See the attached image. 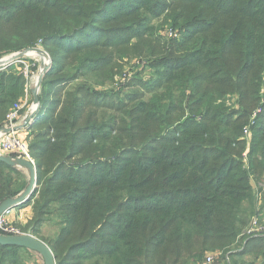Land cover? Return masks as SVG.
Masks as SVG:
<instances>
[{
  "label": "trees",
  "instance_id": "obj_1",
  "mask_svg": "<svg viewBox=\"0 0 264 264\" xmlns=\"http://www.w3.org/2000/svg\"><path fill=\"white\" fill-rule=\"evenodd\" d=\"M172 1L178 3L172 26L181 34L156 69L155 97L130 113L134 133L115 129L114 118H100L101 108L112 110L101 105L108 96L79 87L67 92L66 105L56 114L65 91L52 89L72 85L79 75L104 76L101 66H108L114 53L104 56L98 47L127 45L154 29L140 24L134 36L115 44L95 37L100 23L118 24L145 10L150 24L173 6L165 0H0V57L32 48L39 39L51 53L58 50L51 54L53 64L38 94L41 108L29 126L44 130L34 133L30 145L38 190L28 201L36 210L35 235L56 208L58 232L43 241L57 264H199L207 252L237 241H245L239 257L258 247L264 264V235H245L258 215L261 193L264 199V190L254 187L264 183V0ZM128 30L126 24L103 33ZM81 36L83 41L76 39ZM85 49L90 53L81 56ZM70 67H78L74 76L55 80ZM26 85L20 71L0 70V129ZM188 91L185 121L161 127L140 148L129 144L138 137L143 141L139 133L152 126L168 124L178 107L184 111ZM226 95L239 97V116L227 107ZM257 106L261 112L250 124L244 159L243 131ZM116 132L123 136L116 140ZM81 156L80 163H72ZM18 168L0 162V204L26 190L29 181ZM22 252L30 253L0 245V264H22Z\"/></svg>",
  "mask_w": 264,
  "mask_h": 264
},
{
  "label": "rangeland",
  "instance_id": "obj_2",
  "mask_svg": "<svg viewBox=\"0 0 264 264\" xmlns=\"http://www.w3.org/2000/svg\"><path fill=\"white\" fill-rule=\"evenodd\" d=\"M169 5L173 6L171 9H164L161 11V13L150 20V24L146 20V18H149V14H146L145 10H140V12L133 14L132 17L128 19H120V21L117 23H110L109 25L100 23V29L101 31H98L95 33V37L98 40H104V38H110L111 41H113L115 44H120L121 41L126 37L134 36V31L138 30L140 28V24H146L153 26V30L149 32L146 35H142L141 37H132L129 41V44L124 45L121 44L118 47L114 48H106L101 49L98 47L97 50H101V52L106 56V53H114V56H112V59L107 62L108 66H101L106 67V72L104 76L98 77L97 75H90L88 78L79 77L73 81V84L70 86H66V83H58L57 86H55L57 89L53 87L52 90L65 91V93H62L61 99L64 101L58 109L56 114H58L62 108L65 107V102L67 101L66 94L67 92H73L76 91L79 87L86 88L91 94L95 96H108L107 100H100L101 105L103 106H109L112 110L101 108L99 110L100 112V118H103V116L107 115L108 118H114L113 124H115V129L117 130H123V132L127 131H134V133L138 132L137 129H134V125L129 119L130 113L132 112L133 108L136 107L140 102H150L155 96L154 93L158 90L154 91L158 85L159 77L156 75V69L158 65L162 64L163 59L168 55V52L173 49V47H177L174 42H172L173 38H169L166 34L167 30L169 29H175L178 32V37L181 34V30L174 28L172 25H174L173 19H171V15L174 14V12L177 10L175 6L178 3H173L172 0H165ZM117 9L113 10L111 14H115ZM145 18V20H144ZM143 19V20H142ZM117 24V25H115ZM126 24L129 25L130 30L125 31L123 34H104V30H107L109 27H115V26H125ZM182 24V23H181ZM104 28V29H103ZM89 33H92V31H89ZM87 33L84 34V36ZM84 36L77 37L76 39L83 41ZM177 37V38H178ZM37 48L42 49L45 54H47L50 57V60L53 62L52 55H55L58 50H53V53H51V50L49 48H46L44 45V41L42 39H39L37 41V44L35 45ZM34 46V47H35ZM91 50H94L93 48ZM19 52H12L4 54L0 57V61H4L7 59H11L13 56L18 54ZM90 53L89 50L85 49L80 53L81 56H84L86 54ZM52 54V55H51ZM45 55L46 59L48 60V56ZM77 55H74L72 57L73 60H76ZM81 58V57H80ZM30 62L27 61V64L31 67H34L36 64V67L38 70L34 72V78L33 82L30 84L32 88L35 86V76L39 73L41 70V67L44 66V63L41 62L40 59L36 57H29L28 59ZM48 60V62L50 61ZM102 64H105L104 60L102 61ZM35 63V64H34ZM48 64V63H47ZM10 66V65H9ZM93 65H90L92 67ZM9 68V67H8ZM10 68H13V71H20L21 68L17 67L16 65H12ZM78 69V67H70L68 68L64 73L56 75L54 78L55 80H59L61 82L62 80H65L66 78L70 76H74L75 71ZM12 70V69H11ZM73 74V75H72ZM81 77V78H80ZM65 84V85H64ZM32 90V89H31ZM30 89L28 90L27 98L28 103L26 106V113H28L29 109L33 108V94ZM55 91V92H56ZM177 93L176 97L178 95H181L180 91H175L173 95ZM41 91L39 95H41ZM158 96H162V92L157 93ZM191 96V92L188 91L185 93V110L183 111L181 107H178V110L175 111L174 115L171 117V119L168 124H156L152 126L149 130V133H139L140 136L143 137V141L140 137H138L134 142L129 144L137 145L139 148L141 146H144L146 144V141L148 140L149 136L156 135L160 130L161 127H166L167 125H173L177 124L179 122L185 121V116L189 115V107L191 106V101L189 100ZM50 99V96H48ZM227 98V99H226ZM66 99V100H65ZM223 99H226L225 102L227 103V107L230 108V110L235 111L237 115L239 116L240 113L243 110V107H240L239 97L234 95H226L223 97ZM54 109L56 108V105H53ZM258 107V106H257ZM120 109V110H118ZM261 112V108L258 107L257 109H253L252 113L250 114L249 119L247 120V126L249 127L250 124L254 123L253 121L258 114ZM242 116V115H241ZM247 118V117H246ZM22 119V117H21ZM200 119V118H198ZM100 121V120H99ZM82 124L81 126H83ZM28 128V127H27ZM26 128L25 132L21 133V138H23L24 141L27 142L29 149L31 143L34 141L33 135L36 133V131L44 130L43 127H40L36 130H28ZM250 128V127H249ZM251 131V128H250ZM244 132V131H243ZM115 139H119L121 136H123L121 133L114 134ZM244 137V136H243ZM246 141V150L243 153L244 159L247 158V154L250 148L249 142L250 139H245ZM127 142L128 140L125 139ZM110 154H107L106 156H109ZM113 156V155H112ZM83 156L77 157L72 160V163L78 164L80 161L83 160ZM92 159H95L94 157H90ZM36 166V162L34 163ZM23 168V167H22ZM22 168H18L20 171H22L25 176L27 177V180L29 181V174L28 172L22 170ZM26 172V173H25ZM254 184V183H253ZM254 187L256 191H259L258 188H262L264 190V183L261 184H254ZM264 192V191H263ZM33 203L31 202V206H29V214L24 211V209L19 210L16 215V220L18 221V226L15 225L16 228H18L23 234H26L29 230L32 229V225L34 220L36 219L37 215L35 216L36 210L33 209ZM257 216L252 217L251 222L254 218L258 217L261 222L264 224V199L262 193L259 196V200L257 203ZM26 209V208H25ZM56 208L52 210V214H47L46 218L47 221L43 223L42 226H40V235L35 236L39 240H47L52 239L55 237V235L58 232V217L54 215ZM250 222V223H251ZM34 235V234H33ZM245 235H248L245 233ZM251 235V234H250ZM44 242V241H43ZM245 246V241L243 242H235L232 245L229 246L226 250H214L207 252L203 258L202 261L199 262V264H202L204 259L208 256H214L215 262L214 264H263V261L261 258L258 257V251L255 249H259L258 247H255L254 253L241 255V257L238 256L239 251L242 250V248ZM264 246V244L262 245ZM21 259L23 260L22 264H44L41 256L37 253H34L30 251V253H23L21 255Z\"/></svg>",
  "mask_w": 264,
  "mask_h": 264
},
{
  "label": "water",
  "instance_id": "obj_3",
  "mask_svg": "<svg viewBox=\"0 0 264 264\" xmlns=\"http://www.w3.org/2000/svg\"><path fill=\"white\" fill-rule=\"evenodd\" d=\"M38 52L45 54L44 51L29 48L27 50H24L15 56H13L11 59H7L4 61H0V70L7 68L12 62L24 58L28 55L29 52ZM52 60L48 63V65L39 71L37 74L36 80H35V86L32 88V94L34 97L33 100V110L30 111V114L25 119V123L22 122L18 126H10V127H3L0 129V135H7L14 131L16 132H22L27 127L32 125V123L35 120V117L40 111L41 108V102L39 101V91L42 86L43 80L47 74V72L50 70L52 66ZM0 162H3L11 167H20L27 170L29 174V184L20 196L16 198H9L2 202L0 204V217L8 210L10 209H16L19 205L26 203L32 199V197L35 195L36 191L38 190V182H37V169L36 166L33 164L32 161L25 159V158H14L13 156L9 155H3L0 154ZM0 245L2 246H13V247H20L27 249L29 251L35 252L39 254L44 262V264H57L56 257L52 251V249L49 247L48 244L43 242L42 240L37 239L31 230H29L26 234L21 235H5L0 233Z\"/></svg>",
  "mask_w": 264,
  "mask_h": 264
},
{
  "label": "built area",
  "instance_id": "obj_4",
  "mask_svg": "<svg viewBox=\"0 0 264 264\" xmlns=\"http://www.w3.org/2000/svg\"><path fill=\"white\" fill-rule=\"evenodd\" d=\"M166 34L169 38H177L178 37V32L175 29L167 30ZM32 48L42 50L40 48H37L36 46L32 47ZM30 53L43 54V53H38V52H34V51L29 52L26 57L18 59L16 61L12 62V64H10V66H8V67H11L12 65L17 64V67L21 68L20 73L23 74V76L27 80V85H26V92H25L24 98L21 99L17 104H15L13 106V108L9 111V113L7 114L6 120H5V127L18 126L20 124L19 120L21 119V116H22L21 111L26 109V106L28 103L27 94H28V90L32 89V86H30V84L33 82L34 72H35V71H33V67H31L27 64V61L31 63V61L28 60L29 57H33V56H30ZM43 55H47V54H43ZM48 60H50L49 56H48ZM47 65H44L43 67H41V70L43 68H45ZM35 66H36V64H35ZM7 68L2 69V70H6ZM36 77H37V75L35 76V80H36ZM252 124H254V123H252ZM249 127H246L244 130V133H243V136L247 140L250 139V137H251V131H250ZM0 152L4 153L6 155H9V156H14V158H25V159L32 161L33 164L35 163V160L32 157V154L30 152L29 146H28L27 142L24 141L23 138H21L20 132L14 131L10 134L2 135V137H0ZM13 213H14V209H10V210L6 211L0 217V233L5 234V235H11V236L23 234L9 220V217ZM246 233L248 235H250V234L251 235H264V224H263V222H261L258 217L254 218L252 220V222L250 223V225L248 226V228L246 229ZM214 262H215V257L214 256H208L204 259L202 264H214Z\"/></svg>",
  "mask_w": 264,
  "mask_h": 264
},
{
  "label": "crops",
  "instance_id": "obj_5",
  "mask_svg": "<svg viewBox=\"0 0 264 264\" xmlns=\"http://www.w3.org/2000/svg\"><path fill=\"white\" fill-rule=\"evenodd\" d=\"M33 100H34V97H33ZM31 110H33V108L29 109L28 113H26L27 111L25 110L24 114H22V116H21L22 119L19 120L20 123L21 122L23 124L25 123V119L28 117V115L30 114ZM27 129L30 130L29 128H27ZM25 130H24V132H25ZM21 133H23V131L20 132V135H21ZM0 137H2V135H0ZM29 206H31V203L26 202V203H23V204L19 205L16 209H14V213L9 217L10 222L13 223V225H17L18 226V221L16 220V215H18L17 213L19 212V210L24 209V211L29 214V212H28ZM40 234L41 233H40V230H39V234H36V235L39 236ZM36 235L34 234V236H36Z\"/></svg>",
  "mask_w": 264,
  "mask_h": 264
},
{
  "label": "bare ground",
  "instance_id": "obj_6",
  "mask_svg": "<svg viewBox=\"0 0 264 264\" xmlns=\"http://www.w3.org/2000/svg\"><path fill=\"white\" fill-rule=\"evenodd\" d=\"M30 56H33V57L40 59L41 62L44 63V65H47V63H48V60L46 59L45 55H43V54L30 53ZM0 154L6 155V154L1 153V152H0Z\"/></svg>",
  "mask_w": 264,
  "mask_h": 264
}]
</instances>
